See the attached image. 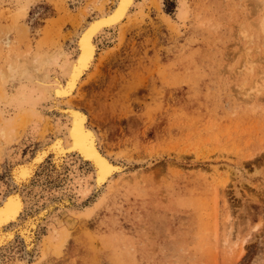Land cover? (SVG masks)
Listing matches in <instances>:
<instances>
[{
  "label": "rangeland",
  "instance_id": "obj_1",
  "mask_svg": "<svg viewBox=\"0 0 264 264\" xmlns=\"http://www.w3.org/2000/svg\"><path fill=\"white\" fill-rule=\"evenodd\" d=\"M77 1L0 0V71L3 57L69 45L90 16L91 0ZM251 2L183 0L176 29L150 3L124 31L97 114L108 144L141 160L33 264H264V45L243 23ZM19 252L1 264H21Z\"/></svg>",
  "mask_w": 264,
  "mask_h": 264
},
{
  "label": "bare ground",
  "instance_id": "obj_2",
  "mask_svg": "<svg viewBox=\"0 0 264 264\" xmlns=\"http://www.w3.org/2000/svg\"><path fill=\"white\" fill-rule=\"evenodd\" d=\"M109 1L91 0L84 11L89 19L80 23L64 48L49 55L37 51L28 59L17 54L3 57L0 120L6 129L0 126L4 173L0 180V264L16 244L21 264L36 263L47 247L59 250L74 221L91 216L119 178L141 160L107 142L106 120L97 114V102L106 93L101 86L104 66L109 51L123 44L124 31L148 4L176 29L172 17L181 13L186 1L177 0L180 3L168 14L166 0ZM251 7L250 21L243 23L250 36L261 37L264 45V0H252ZM84 13L77 14L84 18ZM258 79L254 91L264 90L263 70ZM70 81L75 86L67 89L69 94H54ZM219 176L217 168L211 169V181ZM45 181L60 183V187L51 190ZM238 247L242 254L245 246Z\"/></svg>",
  "mask_w": 264,
  "mask_h": 264
},
{
  "label": "snow or ice",
  "instance_id": "obj_3",
  "mask_svg": "<svg viewBox=\"0 0 264 264\" xmlns=\"http://www.w3.org/2000/svg\"><path fill=\"white\" fill-rule=\"evenodd\" d=\"M84 39H85V40L87 39V34H85ZM81 43L83 44L84 41L82 40ZM74 77H75V67H74V75H73V78H72L73 80H74ZM74 86H75L74 83L70 81V82L66 83V85L64 86V90H61V89L58 88V89L55 91L54 94H55L56 96H58V97L61 96V95H67V94H69L68 91H67V89H68V88H74ZM0 215H2V213H0ZM2 222H3L2 219H0V223H2Z\"/></svg>",
  "mask_w": 264,
  "mask_h": 264
},
{
  "label": "crops",
  "instance_id": "obj_4",
  "mask_svg": "<svg viewBox=\"0 0 264 264\" xmlns=\"http://www.w3.org/2000/svg\"><path fill=\"white\" fill-rule=\"evenodd\" d=\"M57 16L56 15H54L53 16V18H56ZM47 25V23H46V21L44 22V23H42V25H41V30L43 31V29L45 28V26ZM3 168H1V170H2ZM0 170V171H1ZM3 173V172H2ZM3 177H4V173H3ZM3 179V178H2ZM2 179H0V180H2Z\"/></svg>",
  "mask_w": 264,
  "mask_h": 264
}]
</instances>
